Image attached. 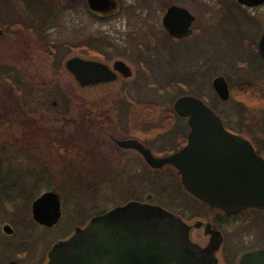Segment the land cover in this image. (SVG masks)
<instances>
[{"label":"rangeland","instance_id":"rangeland-1","mask_svg":"<svg viewBox=\"0 0 264 264\" xmlns=\"http://www.w3.org/2000/svg\"><path fill=\"white\" fill-rule=\"evenodd\" d=\"M116 1V10L106 17L90 10L86 0L27 2V13L32 12L37 18L48 14V23H44V19L43 23L53 25L49 27L50 32L46 35L43 32L44 35L32 41L31 57L14 43L3 45L4 54L10 55L9 64L14 69H11L9 86L5 87L0 81V98L9 105L7 114H0V171L26 173L25 178H29L28 172L36 173L32 180H26L21 186L33 192L27 203L41 191L56 188L65 195L66 212L82 207L94 211L95 205L109 209L131 198H141L147 190L155 193V203L176 211L181 210L182 202L185 203L183 207L196 206L193 199L187 202L188 196L176 177L161 172L152 175L144 164L126 157L129 154L123 153L122 157L109 134L121 135L123 129H130L137 123L135 118L142 119L140 125L144 126L170 124L162 123V112L172 107L178 94L193 90L179 79L192 84L195 90L203 82L202 93L210 103L224 111L223 116L230 123V98L224 102L220 100L211 81L216 74H223L230 84V62L238 53L243 54L245 45L241 39L248 32L230 30L229 17L220 23L233 0ZM170 3L189 7L196 14L197 31L202 32L183 40L169 38L161 17ZM3 7L8 8L6 14L17 16L13 0H0V9ZM26 19L27 24L39 26L40 19L36 21L29 16ZM23 30L27 37L32 34L35 38L36 27L32 32H28V27ZM45 44L54 47L51 55L37 50L39 45L44 47ZM71 55L112 61L119 57L130 64L133 73L126 79L85 88L79 86L64 68L65 59ZM191 55L193 59L188 61ZM200 55L207 58L209 67L212 66L205 78L197 68ZM49 59L50 65L45 67L44 62ZM51 77L54 79L49 81ZM168 77L179 82L172 87L166 83ZM88 97L90 101H87ZM131 97L140 101H134L132 108L139 109V103H143L141 106L151 110L148 113L151 115L127 117L126 100ZM261 108L264 109V105ZM23 116L33 118L31 123L39 125L38 138H24L20 121ZM259 123L264 125V117ZM169 144L159 142L154 148L169 149ZM134 177L138 179L137 189L127 193L123 186ZM144 178L148 180L144 181ZM191 213L188 210L186 214ZM242 225L236 226V229L240 228L237 234L230 233L240 243L237 252L253 241L262 244L261 238H256L252 232L249 236Z\"/></svg>","mask_w":264,"mask_h":264},{"label":"flooded vegetation","instance_id":"flooded-vegetation-1","mask_svg":"<svg viewBox=\"0 0 264 264\" xmlns=\"http://www.w3.org/2000/svg\"><path fill=\"white\" fill-rule=\"evenodd\" d=\"M114 1V7L103 11H94L90 8L88 0H86V3L90 10L96 15L106 17L112 15L113 11L116 10L118 2L116 0ZM13 2L16 7V17H11V15L6 14L7 12L5 11H7L8 8L3 7L0 9V81H2L5 87L12 83L11 69H14V67L10 66V55L4 54L5 50L3 49V45L14 43L16 46L22 48L25 53H29L32 49V41L34 40L35 42L36 39H39V36L44 35L43 32L46 35L47 32H50L49 27L53 26L51 23L44 25V23H48V14H46L47 16L45 15L46 17L44 18H37L32 12L27 13L26 3L33 4L38 2V0H13ZM172 5L186 8L193 16L190 24H188L186 33L184 32L181 35L171 33L162 21L168 8ZM263 6L264 0H233V2L231 1V6L228 8L227 15L220 21L221 23L223 19L229 17L230 30L241 29L248 32L247 36L242 37L241 39L245 45L243 48V54L238 53L235 55V59L230 62V84L223 74H216L211 81L212 88L220 100L224 102L230 98V123L225 120L223 116L224 111L220 109V107H215L210 103L208 99H206L207 97L202 93L200 87L203 82L202 84L200 83L195 90L192 84H186L184 83V79H179L184 86H191V89L193 90L178 94L173 99L172 107L162 112L164 116L162 123L170 122V124L156 126L140 125L143 120L135 117H148L151 115L148 114L151 110L132 108L134 101H140L138 98L131 97L126 100V106H128V108L125 109V115L127 117L135 118L137 123L129 127L130 129H123L121 135L109 134L111 140L118 147L122 157H124L122 155L123 153L126 155L129 154L126 157L130 156L131 160L137 163L139 161L140 164H144L146 171L152 175L161 172L168 174V176L176 177L183 188L184 193L188 196L187 202L192 199L194 200L196 206L183 207L185 203L182 202L183 205H179V209L181 208V210L176 211L166 205L155 203V193L147 190L143 197L136 198L134 196L135 198H131L125 203L129 201H139L142 203L157 204L179 215L189 225V235L192 241L191 249L193 250L191 255H194V259L199 260V264H240L241 258L246 252L263 249L264 209L246 207L237 212L228 213L223 208L210 205L206 201L193 195L184 187L182 183V174L173 163L166 162L162 166L155 167L148 161L146 154L149 153L148 155L151 154L155 157H167L176 153L188 143L189 132L191 130V127L188 124V116L180 115L174 108V103L180 96L192 95L200 98L221 118L224 129L228 133H232L237 141L241 144L246 140L249 141L257 154L264 158V125L259 123V120L262 121V117H264V109L261 108V106L264 105V9H261ZM232 9L239 11L236 12ZM28 16L31 19H36V21L37 19H40L39 26H37V23L34 26L31 22L27 24L26 17ZM183 16L185 18V15ZM195 22L196 14L189 7L177 3L168 4L161 17L162 26L166 30L168 37L176 40H183L198 32H202L197 31ZM24 27H28V32H32L33 27H36L35 38H32V34L27 37V32L23 30ZM207 34L211 35L210 33ZM30 36L31 38H29ZM243 39L245 41H243ZM44 47L39 45L37 50L40 52H49V55L53 53L54 47L52 44H45ZM29 56L31 57V53H29ZM79 56L89 60H97L98 62L107 65L112 70V74H116L115 79L89 84L85 86V88L126 79L133 73L130 64L119 57L114 58L112 61L101 58L98 59L92 56ZM69 57L65 59V62ZM191 59H193V55H191L188 61ZM117 60H122L130 68L127 69L123 67L125 71H131L130 75L126 76L124 75L123 69L119 70V67L115 68L114 64ZM50 62V59L46 60V62H44L45 67H49ZM65 62V70L76 82L74 75L66 68ZM149 62L150 61H148V63ZM206 62L207 58L200 55L198 61L199 67L197 68L202 71L204 78L206 77V74H208V68L212 67H209ZM32 64L35 66L38 65L35 63ZM178 66L179 64L176 65V67ZM149 68L150 72L151 65ZM219 75H223L228 83L229 97L227 99H222L213 85L214 78ZM51 78L52 79L49 81L54 79L53 77ZM179 80L168 77L166 83H170L173 87L176 85L174 83L179 82ZM143 99L144 98H140V100ZM87 101H90L89 97L87 98ZM53 102L56 103L55 101ZM7 105L8 103L6 104V100L0 98V114H2V116L6 115V112L9 110V105ZM251 116L255 118L252 120ZM20 121L22 123V133L26 140L39 137L38 134L41 130L39 125L31 123L33 118L23 116ZM176 122H179L180 124L172 125ZM126 127H128L127 124ZM228 137H230V135ZM26 140L25 142H27ZM127 141H133L134 143L131 142L125 144L124 142ZM159 142L170 143V148L163 150L154 148L155 144ZM1 167L2 163H0V169ZM28 174L29 178H25L24 176L26 173H11L9 170L6 172L0 171V264H48L50 262V252L58 241L70 237L77 227L86 226L92 217L100 215L117 206L115 205L109 209H103L101 206L97 205L96 207L95 205L93 209L94 211H92L90 207H82L74 212H66L65 195L56 188H48L41 191L30 201V203H27L28 197L30 195L32 196L33 192L30 191L31 189H24L22 187L24 186L25 181L32 180V176L36 175V173L31 174L28 172ZM44 176L46 177V174H44ZM110 176L114 177L113 175ZM131 179L123 186L124 190L126 187L127 191H125L127 193H134L139 184L136 177ZM145 180H148V178H144V181ZM117 181L120 182L121 179H117ZM26 185L29 186L30 184ZM129 187L131 189H129ZM86 192L87 189L83 194L84 196ZM27 193V197L24 196ZM46 193L51 194L45 196L38 203L37 210L39 211L41 218L38 219L35 216L33 204L38 198ZM188 210L192 211L189 215L186 214ZM91 212L94 213L91 214ZM240 223H243L242 226L247 232H249V236L252 232L256 238H261L260 241L262 244L258 245L257 242L253 241L255 243L252 242V244L246 247L243 245L244 249L237 252L236 250H238L240 243H238L236 239H233L232 236H230V233L237 234L236 231L240 228L236 229V226ZM250 255H254V257L257 256V254ZM172 264L175 263L173 262ZM246 264H257V262L250 260L246 262Z\"/></svg>","mask_w":264,"mask_h":264},{"label":"water","instance_id":"water-1","mask_svg":"<svg viewBox=\"0 0 264 264\" xmlns=\"http://www.w3.org/2000/svg\"><path fill=\"white\" fill-rule=\"evenodd\" d=\"M88 4L94 11H103L114 7L115 1L88 0ZM192 18L186 8L172 5L162 21L171 33L181 35ZM65 65L82 87L116 78L107 65L79 55L69 57ZM114 65L123 69L124 75L131 74L124 70L129 67L122 60ZM213 85L222 99L229 97L223 75L214 78ZM174 108L188 116V143L167 157L146 154L151 165L173 163L188 191L228 213L246 207L264 209V158L252 144L237 141L224 129L221 118L198 97L180 96ZM50 194L33 204L38 219L37 205ZM191 244L189 225L179 215L157 204L129 201L92 217L86 226L77 227L70 237L58 241L48 264H199L191 255ZM250 260L264 264V248L246 252L240 264Z\"/></svg>","mask_w":264,"mask_h":264},{"label":"trees","instance_id":"trees-1","mask_svg":"<svg viewBox=\"0 0 264 264\" xmlns=\"http://www.w3.org/2000/svg\"><path fill=\"white\" fill-rule=\"evenodd\" d=\"M143 103H139V109H143L144 106H141Z\"/></svg>","mask_w":264,"mask_h":264}]
</instances>
